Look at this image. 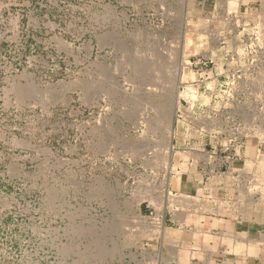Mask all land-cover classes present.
<instances>
[{
    "label": "rangeland",
    "instance_id": "374dc122",
    "mask_svg": "<svg viewBox=\"0 0 264 264\" xmlns=\"http://www.w3.org/2000/svg\"><path fill=\"white\" fill-rule=\"evenodd\" d=\"M228 2L0 0V264L147 256L163 230L145 204L160 209L171 142L197 122L192 62L226 75L220 128L264 130V13Z\"/></svg>",
    "mask_w": 264,
    "mask_h": 264
},
{
    "label": "crops",
    "instance_id": "0c3cea01",
    "mask_svg": "<svg viewBox=\"0 0 264 264\" xmlns=\"http://www.w3.org/2000/svg\"><path fill=\"white\" fill-rule=\"evenodd\" d=\"M206 60L190 64L196 79L183 86L196 93L185 102L197 122L183 119L171 142L160 209L145 204L163 232H151L136 264H264V130L219 127L226 75L210 58V76Z\"/></svg>",
    "mask_w": 264,
    "mask_h": 264
},
{
    "label": "bare ground",
    "instance_id": "6f19581e",
    "mask_svg": "<svg viewBox=\"0 0 264 264\" xmlns=\"http://www.w3.org/2000/svg\"><path fill=\"white\" fill-rule=\"evenodd\" d=\"M224 1H225V0H224ZM235 1H236V0H229L228 4H229L230 8H231V6H233V4H234ZM238 1H239V0H238ZM200 19H202V18H200ZM189 20H190V19H189ZM189 20H188V21H189ZM195 21H196V20H195ZM188 24H190V23H188ZM194 30H195V29H194ZM190 31H191V30H190ZM192 31H193V30H192ZM195 31H196V30H195ZM198 31H199V30H198ZM200 31L204 32V30H200ZM200 31H199V32H200ZM196 32H197V31H196ZM205 35H206V34H205ZM202 41H203V40H202ZM197 45H198V44H197ZM185 46H186V45H185ZM199 46H200V45H199ZM186 47H187V46H186ZM196 47H197V46H196ZM200 51H201V50H200ZM195 53H196V52H195ZM203 53H204V52H203ZM182 54H183V53H182ZM182 54H181V56H182ZM137 61H138V60H137ZM182 61H183V63H184L185 60L183 59ZM179 63H180V62H179ZM179 65H180V64H179ZM30 80H31V79H30ZM177 80H178V79H177ZM28 83H29V82H28ZM28 83H27L28 86H26V87H29V86H30L29 88H31V84H33L32 81L30 82V85H29ZM33 85H34V84H33ZM33 85H32V86H33ZM29 88H28V89H29ZM26 89H27V88H25V87H20V89H17L18 96H19V97L21 96V98L23 97V95L25 96L24 93L26 92ZM156 91H157V90H156ZM174 96H175V95H174ZM199 97H200V96H199ZM23 98H24V97H23ZM174 99H175V98H174ZM197 100H198V99H197ZM198 101H200V100H198ZM174 102H175L174 104L176 105V107L179 106L178 96L176 97V99L174 100ZM157 106H159V105H157ZM162 106H163V105H162ZM162 109H163V108H162ZM256 131H258V129H256ZM248 133H249V132H248ZM250 133H251V132H250ZM256 133H258V132H256ZM256 135H257V134H256ZM261 137H262V136H261ZM253 139H254V138H253ZM262 141H264V140H262ZM260 156H261V155H260ZM259 163H260V162H259ZM261 164H262V163H261ZM176 183H177V182H176ZM141 196H142V195H141ZM150 197H151V196H150ZM170 198H174V197H169V199H170ZM139 199H141V198H139ZM172 200H175V199H172ZM169 201H170V200H169ZM173 202H174V201H173Z\"/></svg>",
    "mask_w": 264,
    "mask_h": 264
},
{
    "label": "built area",
    "instance_id": "2783aa9c",
    "mask_svg": "<svg viewBox=\"0 0 264 264\" xmlns=\"http://www.w3.org/2000/svg\"><path fill=\"white\" fill-rule=\"evenodd\" d=\"M8 42L9 43H13L14 59L15 60H20L21 59V56H22V53L21 52L24 49V41H23L22 37L15 36L13 40H9ZM6 72L8 73V71H6Z\"/></svg>",
    "mask_w": 264,
    "mask_h": 264
}]
</instances>
